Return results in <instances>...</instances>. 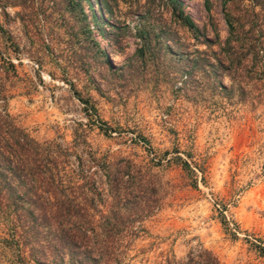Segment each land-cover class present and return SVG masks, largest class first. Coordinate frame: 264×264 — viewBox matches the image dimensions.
Here are the masks:
<instances>
[{"label": "rangeland", "instance_id": "rangeland-1", "mask_svg": "<svg viewBox=\"0 0 264 264\" xmlns=\"http://www.w3.org/2000/svg\"><path fill=\"white\" fill-rule=\"evenodd\" d=\"M178 1L0 0L1 103L38 140L78 135L82 156L157 177L162 205L128 264L200 246L264 264L250 245L264 240V0ZM232 12L258 55L228 71Z\"/></svg>", "mask_w": 264, "mask_h": 264}, {"label": "trees", "instance_id": "trees-1", "mask_svg": "<svg viewBox=\"0 0 264 264\" xmlns=\"http://www.w3.org/2000/svg\"><path fill=\"white\" fill-rule=\"evenodd\" d=\"M171 2L175 9L180 5L178 0ZM177 17L195 27L182 11ZM245 17L246 12L227 17L228 71L248 56L257 59L255 43L243 28ZM1 101L0 264H126L134 257L131 251L137 240L149 234L144 222L162 205L157 177L128 160L118 165L90 151L82 156L77 151L78 135L69 143L38 140L10 117ZM92 120L100 122L90 116L88 121ZM181 162L193 172L187 161ZM98 171L103 184L95 179ZM222 212L221 224L236 237ZM250 245L264 256V240ZM156 264L221 263L200 246L183 259L166 257Z\"/></svg>", "mask_w": 264, "mask_h": 264}]
</instances>
